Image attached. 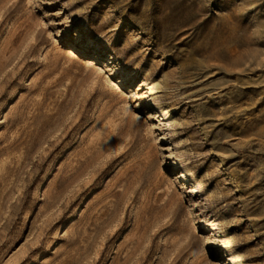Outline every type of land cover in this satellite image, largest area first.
Listing matches in <instances>:
<instances>
[{
	"label": "rangeland",
	"instance_id": "374dc122",
	"mask_svg": "<svg viewBox=\"0 0 264 264\" xmlns=\"http://www.w3.org/2000/svg\"><path fill=\"white\" fill-rule=\"evenodd\" d=\"M0 264H264V0H0Z\"/></svg>",
	"mask_w": 264,
	"mask_h": 264
}]
</instances>
